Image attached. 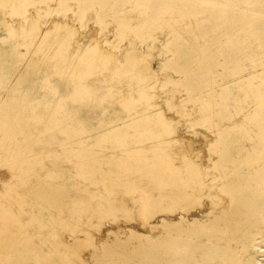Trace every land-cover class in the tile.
<instances>
[{
  "label": "rangeland",
  "instance_id": "1",
  "mask_svg": "<svg viewBox=\"0 0 264 264\" xmlns=\"http://www.w3.org/2000/svg\"><path fill=\"white\" fill-rule=\"evenodd\" d=\"M263 71L264 0H0V264H264Z\"/></svg>",
  "mask_w": 264,
  "mask_h": 264
},
{
  "label": "bare ground",
  "instance_id": "2",
  "mask_svg": "<svg viewBox=\"0 0 264 264\" xmlns=\"http://www.w3.org/2000/svg\"><path fill=\"white\" fill-rule=\"evenodd\" d=\"M67 27V26H66ZM42 32V31H41ZM43 34H46L47 35V32H44ZM49 35V34H48ZM29 36H33V34H29ZM42 34H41V38H42ZM45 36V35H44ZM40 37V36H39ZM98 42V41H97ZM99 49V48H98ZM93 51V50H92ZM125 54V53H124ZM100 55V54H99ZM101 58V57H100ZM104 58V57H103ZM123 61V60H122ZM92 68V67H91ZM263 80L264 81V71H263V74H261V75H259V74H252V75H250V77H248L247 79H243V80H241L240 81V83H242V84H244L245 86H247V87H250V86H253V85H257L255 82H257L258 80ZM85 87H87V86H85ZM256 87V86H255ZM87 89V88H86ZM226 90V89H225ZM225 90H223V91H225ZM83 95V94H82ZM121 95V94H120ZM86 96H88V95H86ZM131 97H132V95H131ZM131 98H127L125 95H122V97H121V99H120V102H122L123 104H125V105H128L129 106V104L131 103V101L133 100H130ZM133 102V101H132ZM132 104V103H131ZM130 104V105H131ZM135 107V106H134ZM157 107L158 106H155V107H152V108H150V109H147V110H144V111H136V113H134L133 115H131L130 116V118H135V120H124L123 121V126H117V127H112V126H110L111 124H107V131L105 130L104 132L105 133H101V134H99L98 136L99 137H101L100 139H101V141L103 142L104 140L102 139V138H105V139H107V140H105V141H109L108 139H113L114 137H115V135H117V134H121L122 132H123V130H125V129H129V128H134V126L138 123V122H140V121H145V120H158V119H162L161 118V116L163 115V114H161L158 110L156 111H154L153 109H157ZM137 108V107H136ZM150 112V113H149ZM137 119V120H136ZM109 125V126H108ZM169 125V124H168ZM136 127V126H135ZM170 131V130H169ZM68 132V131H67ZM67 132H66V134H67ZM171 132V131H170ZM173 132V131H172ZM69 133V132H68ZM65 134V133H64ZM169 136V135H168ZM99 137L97 138L98 140H99ZM169 140V139H168ZM81 141H83V140H81ZM80 140L78 141V143L77 144H82L83 142H81ZM154 146H156V145H154ZM146 147H148V149H149V147L150 148H152L151 147V145L149 146H146ZM145 147V148H146ZM154 148V147H153ZM158 149H159V147H158ZM153 150V149H152ZM169 157V158H168ZM220 157V156H219ZM40 158V157H39ZM38 158V159H39ZM164 159V158H163ZM171 160L173 161V158L171 157V156H167L166 157V159L164 160V163H166V164H168L166 167H164V169L166 170V171H172V172H180L181 170H180V168H178V167H176L175 165H169V161L171 162ZM219 160H221V159H219ZM42 161V160H41ZM218 163V162H217ZM155 165H157V166H160V165H162V163H156ZM147 166L148 167H154L153 165H149L148 163H147ZM214 166H215V168L217 167V165H216V163L214 164ZM184 167H187L186 168V171L187 172H190L191 173V175H194L195 174V171H194V169H192L193 167L190 165V163H188V162H186L185 163V165H184ZM189 169H192V170H189ZM163 172V171H162ZM180 176V175H179ZM222 177H223V175H222ZM14 179V178H13ZM12 181V180H11ZM10 181V182H11ZM9 182V183H10ZM9 183H6V182H4L3 183V188H5V187H7V186H9L10 184ZM16 183V182H15ZM14 184V183H13ZM12 184V185H13ZM132 192V191H131ZM142 196H144L143 198L142 197H140L139 199H138V202H139V206H138V213L140 214V215H142V216H145L146 214L149 216L150 214L149 213H151L152 212V203L149 201L150 200V197L148 196V198L147 197H145V195H142ZM92 199L93 198H96V196H94V195H91L90 196ZM183 198L184 199H186V200H190V201H192V196L191 195H189V193H186L184 196H183ZM136 200V199H135ZM171 200H172V198H171ZM78 201V200H77ZM177 200H176V197H174V199H173V202H176ZM160 203L162 202V201H159ZM164 200H163V202H162V208L164 209V210H171V208H168V207H165V205L166 204H164ZM79 203H84V202H82V200L79 202ZM112 206V208H115V210H120V209H122V210H125L126 209V206H124V205H120V204H117L116 202H115V204H112L111 205ZM115 206V207H114ZM170 206V205H169ZM85 207V206H84ZM87 208V213L89 212V213H91V209H89V207H86ZM173 208V207H172ZM109 210H110V208H109ZM95 213H93V215H94ZM222 214H224V212H222ZM147 215H146V217H147ZM90 216V215H89ZM145 217V218H146ZM62 219V218H61ZM64 223V221L62 220V224ZM67 223V222H66ZM59 224H60V222H59ZM67 250V249H66ZM69 252V251H68ZM36 253V252H35ZM39 254V253H38ZM37 255V254H36ZM42 256V255H41ZM40 255L38 256V257H41ZM37 257V256H36ZM47 257V256H46ZM45 257V258H46ZM44 258V259H45ZM48 258V257H47ZM37 259V258H36ZM42 259H43V257H42ZM39 260V259H38ZM41 260V259H40ZM39 260V261H40ZM46 260H48V259H46ZM38 261V262H39ZM44 262V261H43ZM42 262V263H43Z\"/></svg>",
  "mask_w": 264,
  "mask_h": 264
}]
</instances>
